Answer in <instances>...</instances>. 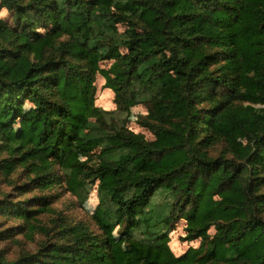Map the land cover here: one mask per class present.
Masks as SVG:
<instances>
[{
  "label": "trees",
  "instance_id": "obj_1",
  "mask_svg": "<svg viewBox=\"0 0 264 264\" xmlns=\"http://www.w3.org/2000/svg\"><path fill=\"white\" fill-rule=\"evenodd\" d=\"M0 7L13 22L0 20V136L43 165L53 159L73 180L84 173L97 181L93 219L103 237L125 226L118 255L106 239L86 235L54 250L55 262L11 264H264V109L254 108L264 107V0H0ZM110 46L125 54L104 88L119 110L153 106L143 121L153 142L101 123L109 113L95 107L93 84ZM150 118L170 127L154 128ZM19 120L24 131L15 139ZM236 138L246 151L233 148ZM220 141L231 158L208 155ZM95 151L98 165L87 166ZM177 222L184 241H200L179 258L162 244V231ZM137 231L146 239L136 240Z\"/></svg>",
  "mask_w": 264,
  "mask_h": 264
},
{
  "label": "rangeland",
  "instance_id": "obj_2",
  "mask_svg": "<svg viewBox=\"0 0 264 264\" xmlns=\"http://www.w3.org/2000/svg\"><path fill=\"white\" fill-rule=\"evenodd\" d=\"M0 20L13 27L11 14L1 7ZM117 30L121 34L125 28L118 25ZM39 31L42 34L45 32ZM107 51L108 57L99 64V72L93 84L95 107L109 113L103 117L101 123L106 128L127 130L143 136L148 142H153L155 139L153 131L143 125L144 119L153 111V106L150 103H140L127 110H119L115 104V94L104 88L106 80L110 78L111 65L118 56L125 54L123 49L112 50V46L107 48ZM209 106H203L204 111L208 110ZM254 108L264 109L263 106ZM33 111V105L26 102L23 113L31 115ZM169 118L171 123L176 122L171 116ZM145 121L150 122L154 128L170 127L169 124L154 118ZM23 131L24 125L22 120H19L13 124L12 137L18 139ZM232 146L237 151H246V143L241 139L236 138ZM230 148L226 142L220 141L209 147L207 152L211 158H231ZM98 155L99 151H95L87 166L96 167ZM79 161L85 162L87 158L80 157ZM5 165H10L11 169L5 171L3 169ZM148 168L159 172L157 163L149 164ZM84 179L85 174L81 173L73 180L71 170L61 167L53 159L43 165L37 157L32 156L28 148L21 149L0 136V207H8L7 212L3 214L0 212V262L11 264L25 260L33 262L40 260L52 263L56 261L54 250L58 248L69 250L77 237L86 235L94 236L101 242H105L106 239V243H109L113 252L118 255L115 246L124 241L125 226L116 228L108 238L103 237L93 219L102 198L98 192L99 183ZM155 202L159 205L162 199L156 198ZM14 206L21 209L19 213L22 216L12 212ZM260 217L264 220V213ZM184 228L183 222H177L171 225L170 230L162 231L163 235L167 234L162 239L163 246L176 258L181 257L189 248L197 249L200 245L199 240L191 243L183 240ZM208 235L213 236L214 230L211 229ZM134 236L136 240L146 239L140 231L134 233Z\"/></svg>",
  "mask_w": 264,
  "mask_h": 264
}]
</instances>
